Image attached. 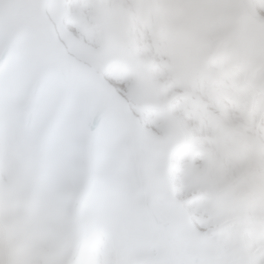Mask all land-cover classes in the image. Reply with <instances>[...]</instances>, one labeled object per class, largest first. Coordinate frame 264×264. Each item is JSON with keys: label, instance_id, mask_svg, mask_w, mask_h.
I'll list each match as a JSON object with an SVG mask.
<instances>
[{"label": "rangeland", "instance_id": "1", "mask_svg": "<svg viewBox=\"0 0 264 264\" xmlns=\"http://www.w3.org/2000/svg\"><path fill=\"white\" fill-rule=\"evenodd\" d=\"M43 1L0 0V264H264V0Z\"/></svg>", "mask_w": 264, "mask_h": 264}, {"label": "bare ground", "instance_id": "2", "mask_svg": "<svg viewBox=\"0 0 264 264\" xmlns=\"http://www.w3.org/2000/svg\"><path fill=\"white\" fill-rule=\"evenodd\" d=\"M250 1V0H249ZM41 2H42V5H41V8H42V14H45V11H46V9H45V5L43 4L44 3V1L43 0H41ZM253 7V6H252ZM253 12L255 13V15H257L258 16V18L260 17L259 16V13L263 16L264 14L262 13V12H260V11H258L257 10V8H255V7H253ZM260 19V18H259ZM263 20H264V17L262 18ZM261 19V20H262ZM262 20V21H263ZM101 83H105L104 81H102ZM106 84V83H105ZM137 123V121L135 120V127L137 128V126H138V123ZM137 139H136V143H137V146H136V148H137V152L139 151L138 150V145H139V140H138V135H137V137H136ZM140 157V155H138V158ZM139 160H140V158H139ZM149 202L151 203V205H152V208L153 209H156V206H155V204H154V202H153V200L151 199V197H149ZM161 220V223H162V225H163V230H164V234H165V238H166V241L168 242V245H169V247H171V244H170V241H171V238H172V236H171V231H170V229H169V227H168V224H167V222L164 220V218H161L160 219Z\"/></svg>", "mask_w": 264, "mask_h": 264}, {"label": "water", "instance_id": "3", "mask_svg": "<svg viewBox=\"0 0 264 264\" xmlns=\"http://www.w3.org/2000/svg\"><path fill=\"white\" fill-rule=\"evenodd\" d=\"M252 9H253V7H252ZM41 12H42V8H41ZM261 19V18H260ZM58 50V49H57ZM64 55V54H63ZM84 66V65H83ZM85 67L86 68H88V69H90L93 73H95V75H96V77H98V74L96 73V72H94V70L90 67V66H86L85 65ZM99 78V77H98ZM132 115H133V113H132ZM134 116V115H133ZM142 175H143V173H142ZM143 183L145 182L144 180L142 181ZM145 185V184H144ZM144 188H145V191H147V189H146V186H144ZM171 264H174L173 262L171 263Z\"/></svg>", "mask_w": 264, "mask_h": 264}]
</instances>
